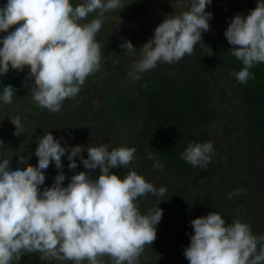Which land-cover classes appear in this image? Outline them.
<instances>
[{"label":"clouds","instance_id":"obj_1","mask_svg":"<svg viewBox=\"0 0 264 264\" xmlns=\"http://www.w3.org/2000/svg\"><path fill=\"white\" fill-rule=\"evenodd\" d=\"M212 0H190L189 8L178 15H168L154 29L153 36L140 48L141 58L129 75L155 68L157 62L173 63L190 55L202 33L209 30L212 18L206 5ZM122 0H5L0 5V76L9 69L26 64V76L34 77L32 97L51 112H58L65 98L75 97L87 76L101 67L102 53L95 35L101 28L104 13L122 8ZM98 10V11H97ZM97 16L80 23L89 13ZM11 29V31H9ZM232 46L231 54L243 67L233 73L240 84L254 74L249 71L264 63V0L247 15H234L223 32ZM126 54L135 52L130 40L119 45ZM12 84L3 85L0 102L11 103ZM16 132L23 126L22 115H9ZM61 146L49 131L37 140L35 166L11 163L8 154L0 155V264L19 260L24 253H39L42 260H71L73 264H103L107 255L112 264H138L144 246L156 238V225L162 209L153 206L141 214L134 202L145 194L163 196L166 188L155 187L134 170L119 177L111 170L128 166L136 157L134 147L109 150L108 143L86 149ZM67 152V155H65ZM213 144L189 142L181 158L205 168L211 159ZM61 157L69 161L68 169L77 167L76 157L84 169L74 173L63 185ZM152 168L163 164L151 153ZM25 159L23 153L19 160ZM52 163L60 170L50 186L44 185L45 173ZM99 167V175L91 170ZM244 189L228 193L231 198ZM192 234L183 249L188 264H264V234L253 235L250 225L239 219L225 223L215 211L189 221ZM259 244V248L257 245Z\"/></svg>","mask_w":264,"mask_h":264},{"label":"trees","instance_id":"obj_2","mask_svg":"<svg viewBox=\"0 0 264 264\" xmlns=\"http://www.w3.org/2000/svg\"><path fill=\"white\" fill-rule=\"evenodd\" d=\"M4 2L0 0V5ZM70 2L76 5L82 0ZM137 2L132 1L128 9L136 10V6L142 5V2ZM220 2L212 0L210 5H206L205 11L212 13L209 30L202 33V36L205 35L194 45L192 53L171 64L157 62L155 68L140 73L139 79L133 80L131 93L111 89L118 82L110 75L115 76L120 72L126 74L129 68L132 70L131 54H126V50L119 45L127 39L137 51L138 37L123 30L116 49L106 53L113 66L102 82L100 89L103 90L96 93L99 95L98 106L110 118L119 121L124 135L122 142L112 143L109 148L123 146L136 149V158L128 166L111 171L121 178L129 170L147 171L146 181L157 188H166L163 196L149 193L134 201L141 214H146L157 204L163 210L161 220L156 225L159 242L154 246L148 244L152 247L150 249L157 251L147 264H188L183 253L177 254L174 258L176 262L159 259L163 241L166 236L176 238L190 220L212 211L218 212L226 224L239 219L250 225L253 235L264 234V63H257L249 69L254 76L246 84L238 83L233 73L243 65L231 54L232 46L223 35L231 18L236 14L247 15L255 8L256 0L236 1L230 15L224 13ZM97 11L89 13L80 23L96 17ZM104 21L95 40L108 46L115 41L116 28ZM26 70L27 64L19 70L9 69L0 76V91L3 85L14 86L12 101L6 105L13 104L21 109L28 104L36 112L34 128L41 127L40 130L49 125L62 127L68 120L86 121L81 116L89 105L82 104V100L70 105L66 101L69 98H65L58 112L41 107L32 97L34 79L24 75ZM86 83L84 88L90 84L88 80ZM84 88L80 86V90ZM83 95H88L87 90ZM32 101L37 103L33 106ZM78 102L81 108H78ZM68 108L70 110L67 111ZM73 108L79 110L73 111ZM12 128L13 123L0 122L2 154H11L14 150L23 152L24 160L12 159L11 163L35 166L38 160L35 151L30 149L31 145L20 136L21 133ZM14 137L21 138L12 141ZM206 141L212 142L213 152L205 168L199 165L193 167L181 158L180 154L189 142ZM149 153L163 164L162 169L152 168L153 161L148 158ZM61 161L65 174L62 184L69 182L74 173L82 171L76 167L68 172L69 161L64 157H61ZM43 171L44 185L50 186L60 170L50 163ZM91 175L95 177L97 173ZM44 185L39 187L43 188ZM240 188L244 191L228 197L229 192ZM231 203H235V206ZM27 257L24 253L19 260L14 258L10 264H29ZM81 264L88 263L81 261Z\"/></svg>","mask_w":264,"mask_h":264},{"label":"rangeland","instance_id":"obj_3","mask_svg":"<svg viewBox=\"0 0 264 264\" xmlns=\"http://www.w3.org/2000/svg\"><path fill=\"white\" fill-rule=\"evenodd\" d=\"M135 0H122V8H117L115 10H109L104 13V22L110 23L112 28H116L115 41L111 44L100 45L102 53L104 56L101 60V67L95 72L86 77L83 88L86 87V81L90 82L87 88H84L78 92L75 97L69 98L67 101L68 104L74 105L76 101L82 100V104H88V110L84 112V115L81 118L86 119L85 122L79 121H66L65 124L60 127L56 126H48L46 129H41L39 127L34 128L36 116V112L33 108L29 107V105H25L26 107H15L13 104H0V122L2 123H13L14 128L11 130H15V122L11 120L10 114L15 112H20L22 115L23 126L19 128V132L21 133V137L25 138L26 141L29 142L30 149L35 151L37 146V140L43 133L47 131L51 132L54 138H59V142L61 146H65L66 148H70L75 145H80L82 147L81 156L86 158L87 152L86 149L92 146H98L101 143H108L110 146L116 142L123 141L122 127L120 126L119 121L113 118L102 111L98 106V96L96 93L99 91L103 80H105L106 74L110 71L112 63L109 62L106 53L116 49L118 46V42H120V36L123 30L129 31L130 33L136 34L138 37V45L139 49L130 55V65H133L141 58L142 50L140 49L147 40H149L153 36V29L168 15H178L182 11H186L188 5L190 4V0H137L139 3L142 2L140 7L136 6V10H129L128 6L131 2ZM239 0H221L220 5L223 7L224 13L230 15L232 12V8L237 4ZM137 2V3H138ZM140 5V4H139ZM173 6V8H172ZM228 21V18L225 22ZM205 34H203L204 36ZM202 36V37H203ZM204 39V38H203ZM202 40V39H201ZM131 69L124 74V72L117 73L118 77L115 75H110L113 79L117 80V84L111 86V89L116 90L117 92H132L133 86V78L129 75ZM27 70L24 75L26 76ZM111 73V72H110ZM115 74V73H112ZM30 79H34L32 76H27ZM87 90L88 95H83ZM99 93V94H100ZM85 101H84V100ZM36 101H32V105L36 104ZM81 103L78 102V108H81ZM73 108V111H78L79 109ZM70 110L69 108L66 109ZM35 112V113H34ZM21 137H14L12 141H18ZM109 150H111L109 148ZM8 154L12 157V159H19V154L23 153L20 151L14 150ZM25 154V153H23ZM0 155H2V151L0 150ZM67 155V152L66 154ZM65 159V158H64ZM77 167H80L82 171H89L83 168V165L80 162V157H76ZM70 172V169H67ZM97 173L99 175V167L91 170V173ZM149 173V172H148ZM147 171L137 172V174L141 175L144 179L148 176ZM230 173V171H228ZM150 175V174H149ZM68 182H64L66 185ZM63 184V185H64ZM45 187L47 184L44 185ZM231 202V201H230ZM235 206V203H231ZM192 233L191 225H186L185 230L181 233L177 234L176 238L167 237L164 240L163 245L160 250V255L158 258H162L164 260H169L171 263L176 262L174 259L177 257V254L183 253V249L189 243V236ZM157 237V236H156ZM160 238V237H159ZM159 241L157 238L152 242L151 246L157 244ZM150 245L146 244L144 246L143 252L140 254L138 259V264H147L149 261H152V257L156 253L157 250H152ZM27 261L29 264H71V260H42L40 259L39 253H26ZM103 261V264H112V261L109 259L107 255L100 257ZM87 262V260H84ZM88 263V262H87ZM169 263V262H167Z\"/></svg>","mask_w":264,"mask_h":264}]
</instances>
